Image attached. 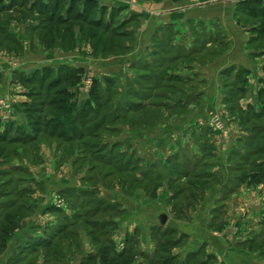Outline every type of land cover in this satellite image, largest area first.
I'll use <instances>...</instances> for the list:
<instances>
[{"label":"rangeland","instance_id":"obj_1","mask_svg":"<svg viewBox=\"0 0 264 264\" xmlns=\"http://www.w3.org/2000/svg\"><path fill=\"white\" fill-rule=\"evenodd\" d=\"M10 1L0 137L17 139L0 142V264H163L175 250L165 264H180L182 245L211 244L204 231L264 264V15L240 12L238 33L256 39L239 59L219 52L230 24L210 48L202 26H146L152 0H72L67 23L47 14L70 0ZM162 1L182 14L208 0ZM175 34L198 52L170 49Z\"/></svg>","mask_w":264,"mask_h":264},{"label":"crops","instance_id":"obj_2","mask_svg":"<svg viewBox=\"0 0 264 264\" xmlns=\"http://www.w3.org/2000/svg\"><path fill=\"white\" fill-rule=\"evenodd\" d=\"M154 6H150L152 9L153 18L151 23L147 24L148 27H155V26H179L184 24L195 25L198 27H204L207 36L204 40V47L210 48V46L216 45L217 41L215 40V31L219 29V27H225V25L230 24L232 28L235 27L233 30L235 32L234 38H231V46L228 40L224 43L219 44V52L221 56H229L231 55L234 58L244 59L247 56H250L251 52L254 50L250 48V43L254 41L255 37H250L247 40L243 36L241 32L238 33L239 27L236 25V20L238 22L239 16L241 15L240 12L245 11L243 13H250V15L255 14L254 12L258 10L264 11V0H208L206 4L197 5L194 3H190L189 0H185V3H188V7L191 10L187 11L186 13L180 14L181 11L177 10L176 6H180L182 1L180 2H172V3H164L162 4V0H152L151 1ZM142 7L145 5V1L140 3ZM174 4V5H173ZM173 6V7H171ZM186 6V7H187ZM219 10H224L227 12H231V17H223L218 16L221 15L222 12ZM142 11H135L137 21L141 23V17H144ZM238 14V16H237ZM182 16V17H181ZM234 16V17H233ZM238 28H237V27ZM157 34V33H156ZM154 33L151 36H143L145 38L144 45H153L154 41L151 37H153ZM142 36V35H141ZM142 38V37H140ZM142 38V39H143ZM252 38V40H251ZM195 39H189L187 36H180L175 34L170 42L169 48L177 51L179 48L185 51H191L192 49L195 50L196 43L194 42ZM195 45V46H193ZM131 49L138 48L139 50L141 47L138 46H129ZM143 50V49H142ZM192 50V51H193ZM140 51V50H139ZM138 51V52H139ZM255 233H253L254 235ZM205 240L209 241L210 245H182V250L185 252H193L198 251L199 249L205 250V254L203 256L205 262H209L210 260H214L213 264H262L257 259H254L253 256L248 254L246 251L243 250V246L240 245H227L222 243L221 245H215L212 242V238L209 235L208 231H204L203 236ZM210 237V238H209ZM224 242V241H223ZM180 245H177L179 247ZM245 246V245H244ZM180 248V247H179ZM178 249V248H177ZM177 253H181L180 251H174V256H178ZM184 254V255H185ZM197 258V257H196ZM203 260V261H204ZM208 264V263H207Z\"/></svg>","mask_w":264,"mask_h":264},{"label":"trees","instance_id":"obj_3","mask_svg":"<svg viewBox=\"0 0 264 264\" xmlns=\"http://www.w3.org/2000/svg\"><path fill=\"white\" fill-rule=\"evenodd\" d=\"M13 2H15V0H11L10 1V5L13 3ZM73 3L74 2H72V0H70V2L68 3V6L64 9V12L67 14V16H64V17H61V16H58V17H55L54 18V12L58 9V3H55L54 5H53V8H52V10L50 11V13L49 14H47V19H55V21L56 22H58V23H67V22H70L71 20H69L68 18H70V15H71V13H72V7H73ZM43 6V5H42ZM8 8H10V7H6V5H0V12H7V11H9V9ZM47 7H46V5H44V9H46ZM87 10V8H85L84 6L82 7V11H86ZM81 11V12H82ZM242 12H244V11H242ZM258 13H260V14H263L264 15V11L263 10H258ZM245 15H248V16H251L250 15V13H245ZM80 16H81V13H76L75 15H72V18L74 19V20H78V21H84V19L83 18H80ZM123 19V18H122ZM77 21V22H78ZM128 46V45H127ZM156 50H159V53H160V49H156ZM192 51V50H191ZM193 51H195L194 53H197L198 51H196V50H193ZM21 78V77H20ZM169 78H175L173 75H171V76H169ZM55 80V79H54ZM257 116V115H256ZM254 117H255V114H254ZM4 136L2 135V138L0 137V142H2L3 143V141H15L17 138H6L5 137V139L3 138ZM31 138V137H30ZM20 140H22L21 142H26L27 141V139H20ZM257 151H260L261 150V147H259V148H257L256 149ZM264 152V151H263ZM259 153H261V152H259ZM253 175V174H252ZM249 176V177H248ZM247 178L250 180L249 182L250 183H257V182H260V181H262V179L260 180V179H258L257 177H256V179H253L252 178V176H251V174L250 175H247ZM258 180H260V181H258ZM157 230V233H159V232H161L162 234L160 235L161 237H166L165 236V232H167L168 230L167 229H156ZM169 230H171L170 232L172 233V234H174V228H171V229H169ZM183 237H186V236H183V235H179L178 236V238L176 239V240H174V241H171V243L172 244H177V241L178 240H180L181 238H183ZM132 239H133V237H132ZM256 238H252V240H255ZM125 240V244H127V239L125 238L124 239ZM135 240V239H134ZM169 240L168 241H165V242H162V243H160V241L159 242H157L158 243V245L159 244H163V245H169ZM158 249V248H157ZM156 250V249H155ZM126 255H131L132 256V252L130 251V249L129 248H127V249H122V251L121 252H118L117 254H115L114 256L116 257L115 259H119V258H121V257H123V256H126ZM135 256H140V258L141 259H144L143 258V254L142 253H136V255ZM197 257V251H193V252H190V253H188L186 256H185V258H184V260L182 261V263H180V264H188V262L189 261H191V260H193L194 258H196ZM170 258H175V257H173V256H171ZM170 258H168L167 257V259H165L166 261H168V262H170ZM164 260V261H165ZM165 261V262H166ZM165 262H163V264H165ZM171 262H172V260H171ZM148 264H157L158 263V260L156 259L155 261H148L147 262ZM175 264V263H174ZM196 264H207L206 262H205V260L204 261H200L199 263H196Z\"/></svg>","mask_w":264,"mask_h":264},{"label":"water","instance_id":"obj_4","mask_svg":"<svg viewBox=\"0 0 264 264\" xmlns=\"http://www.w3.org/2000/svg\"><path fill=\"white\" fill-rule=\"evenodd\" d=\"M164 222H165V217L163 215H160L158 217V223H159V225H163Z\"/></svg>","mask_w":264,"mask_h":264}]
</instances>
